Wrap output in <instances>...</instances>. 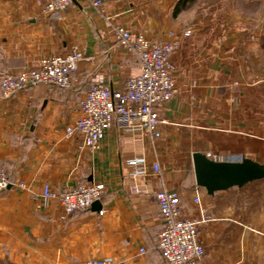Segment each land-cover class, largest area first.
I'll return each instance as SVG.
<instances>
[{"label": "crops", "instance_id": "0c3cea01", "mask_svg": "<svg viewBox=\"0 0 264 264\" xmlns=\"http://www.w3.org/2000/svg\"><path fill=\"white\" fill-rule=\"evenodd\" d=\"M116 26L154 43L179 36L170 57L177 93L156 107L155 138L113 124L93 155L79 153V137L65 127L91 84L121 90L139 74ZM73 50L81 60L65 92L39 85L7 98L0 78V168L12 183L0 193V264H166L151 199L160 190L178 194L183 217L212 218L198 231L197 264H264V180L207 195L195 185L191 157L264 164V0H102L97 8L74 0L50 14L35 0H0L1 75ZM92 182L105 183L98 206L64 220L56 202L41 208L31 197L44 184L62 191Z\"/></svg>", "mask_w": 264, "mask_h": 264}, {"label": "built area", "instance_id": "2783aa9c", "mask_svg": "<svg viewBox=\"0 0 264 264\" xmlns=\"http://www.w3.org/2000/svg\"><path fill=\"white\" fill-rule=\"evenodd\" d=\"M45 14L64 11L71 0H35ZM90 6L100 7L102 0H87ZM114 34L118 45L137 57L139 74L128 78L121 90H112L102 82H93L79 102L78 117L65 127L67 137L78 136L76 150L93 155L99 148L104 134L113 124L119 127H139L151 139L156 137L157 126L161 122L156 107L168 102L177 93L174 67L170 57L178 46V35L170 33L168 40L154 43L136 34L129 27L116 26ZM190 31L182 32V37ZM81 60L79 52L73 50L65 55L47 56L40 60L38 67L24 69L17 75H1V91L4 97H11L26 89L46 85L65 92L71 87V74ZM208 156V155H207ZM138 160L129 164L135 166ZM152 168L158 171V164ZM140 171L135 167L133 175ZM142 173V172H141ZM12 185L5 171L0 168V193ZM105 191V183L92 182L62 191H55L44 184L39 194L31 195L41 208L56 202L61 209L60 219L64 220L74 212L84 211L99 202ZM156 204L161 229L158 235V250L166 264H197L204 249L198 239V231L203 223L211 221L205 213L196 218H185L181 213L180 199L176 192L160 190L151 196ZM199 204V197L192 199ZM104 210L98 214L103 215ZM140 252H144L140 249ZM82 264H126L124 260L94 258Z\"/></svg>", "mask_w": 264, "mask_h": 264}, {"label": "water", "instance_id": "95a60500", "mask_svg": "<svg viewBox=\"0 0 264 264\" xmlns=\"http://www.w3.org/2000/svg\"><path fill=\"white\" fill-rule=\"evenodd\" d=\"M191 157L195 185L204 189L207 195L264 180V164L249 158L220 161L209 159L201 153H193ZM95 205L98 206V202L92 206Z\"/></svg>", "mask_w": 264, "mask_h": 264}]
</instances>
